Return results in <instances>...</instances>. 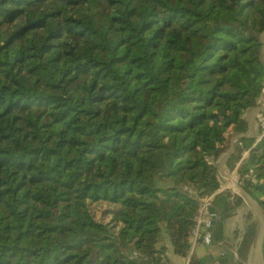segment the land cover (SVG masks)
I'll use <instances>...</instances> for the list:
<instances>
[{"label":"trees","instance_id":"obj_1","mask_svg":"<svg viewBox=\"0 0 264 264\" xmlns=\"http://www.w3.org/2000/svg\"><path fill=\"white\" fill-rule=\"evenodd\" d=\"M263 35L264 0H0V264H160L164 233L230 264L190 231L205 195L237 214L218 163L263 97ZM239 143L264 209V137Z\"/></svg>","mask_w":264,"mask_h":264},{"label":"crops","instance_id":"obj_2","mask_svg":"<svg viewBox=\"0 0 264 264\" xmlns=\"http://www.w3.org/2000/svg\"><path fill=\"white\" fill-rule=\"evenodd\" d=\"M258 110L264 111V109L254 108V109L248 111V113L244 117V120L246 121V123L248 125L247 137L249 139H258L259 140L262 137H264V135L260 136V133L263 130H262V126L259 122V116L262 115V113L264 114V112L259 113ZM239 136L240 135H238L236 137H239ZM239 147H240L239 140L235 139L233 141V139H232V140H230L228 150L221 155V159L219 160V163H218L219 165H220V162L224 158L229 156L228 160L226 161L225 168H224V172L226 174H229V172H231L227 168L228 162L231 160V158L233 156L239 157L240 152L244 150V149H239ZM239 164H240V162L237 164L236 168L238 167ZM223 181L224 180L222 179V186H224L226 180L224 182ZM221 192H223V191L221 190L220 193ZM227 192H229V191H227ZM236 193L235 194L239 198V204L236 206L237 207V214H235L233 216L228 215L229 217L226 218L222 242H219V243L214 242V244L211 248H204V247L196 248L195 251L192 252V254L195 255L198 259H205L209 255L213 256V258L217 259L220 256L224 257V255H225L228 258L230 264H264V259H263L264 250L259 257L258 255H256L257 247L253 248V245L255 243V238H254V241L252 240L253 243L250 242L247 246L240 248V244L242 243L243 236L246 233L244 221L249 216L253 217L254 220H256L255 216L251 213V208H250L251 202L255 201L254 203L258 207H259L258 204L261 205V203L257 198L254 199L253 197L248 195L244 190H243V194H241V195L238 192H236ZM243 199L248 200L249 202H248V209H247L248 211L245 213V216L243 217V219H241L240 214L243 210L242 209L243 208L242 205L244 203ZM229 204H231V206H233V202L231 201V199L229 201ZM223 218H224V216H223ZM249 232L253 236V234H252L253 231L250 230ZM259 233L260 232H258V234ZM258 234L256 235V240L259 238ZM161 248H165L164 255L167 258L168 264H188L190 261L189 258L183 259V258H179V257L175 256L167 233H164V241L162 243H160L159 245H157L155 250L159 251ZM150 264H153V263H150Z\"/></svg>","mask_w":264,"mask_h":264},{"label":"built area","instance_id":"obj_3","mask_svg":"<svg viewBox=\"0 0 264 264\" xmlns=\"http://www.w3.org/2000/svg\"><path fill=\"white\" fill-rule=\"evenodd\" d=\"M261 43L264 46V35L261 37ZM262 58H263V62H264V52H262ZM257 108H261L264 109V91H263V97L262 99L258 102L257 104ZM259 122L262 125V127L264 128V116L260 115L259 116ZM263 138V137H262ZM261 138V139H262ZM239 149H242V145L240 144ZM249 152H245L243 150V156H242V161L246 159V157L248 156ZM242 161L240 162V164L238 165V167L236 168L237 171L242 163ZM236 169L234 171H236ZM229 172V173H233L234 179H235V183L240 184L244 181V179H241L240 176L238 175L237 171L236 172ZM222 191H229L231 192V201L233 202V205L235 203L239 202V198L238 196L231 191V187H229L228 182L224 184V186H222ZM214 195H205L203 197L200 198V209L198 211V213L196 214V216L192 219L193 220V229L190 231V240H189V245L191 248V254L193 251H195L196 248L199 247H204V248H211L214 244V231L212 229L211 226V222L212 220L218 221V217L216 215H210V203L213 199ZM235 199V200H234ZM156 257L160 259V264H168L167 263V258L164 254H160L159 251H156ZM214 264H219L218 262L214 263Z\"/></svg>","mask_w":264,"mask_h":264},{"label":"water","instance_id":"obj_4","mask_svg":"<svg viewBox=\"0 0 264 264\" xmlns=\"http://www.w3.org/2000/svg\"><path fill=\"white\" fill-rule=\"evenodd\" d=\"M263 45V44H262ZM262 52H264V46H263V49H262ZM259 111V113H262V112H264V111H262V110H258ZM236 136H233L232 137V139H233V141L236 139H238V140H240L241 138H244V137H246V138H248L247 137V134L245 135V136H239V137H236ZM231 139V140H232ZM228 158H229V156L228 157H226V158H224L221 162H220V165L218 166V171H219V174H220V177H221V179H223L224 181H225V183L227 182V174L224 172V168H225V165H226V161L228 160ZM236 171H237V169H236ZM236 171H234V172H236ZM226 178V179H225ZM223 181V182H224ZM235 186H236V188H237V190L239 191L238 193H240V195L241 194H243V189L239 186V184H237V183H235ZM248 197V196H247ZM243 201H244V203H243V205H242V212H241V214H240V217H241V219H243V217L245 216V213L248 211L247 209H248V200H244L243 199ZM210 215H216L215 214V211L213 210V209H210ZM229 216H228V214H225L224 215V218L222 217L219 221H215V220H212V222H211V226H212V229H213V231H214V242H216V243H219V242H222V240H223V232H224V228H225V222H226V218H228ZM259 238H260V234H259ZM258 238V239H259ZM264 246V245H263ZM254 247H256L255 246V243H254V245H253V248ZM252 248V249H253Z\"/></svg>","mask_w":264,"mask_h":264},{"label":"bare ground","instance_id":"obj_5","mask_svg":"<svg viewBox=\"0 0 264 264\" xmlns=\"http://www.w3.org/2000/svg\"><path fill=\"white\" fill-rule=\"evenodd\" d=\"M227 176H228L227 182H228L229 187H231L234 193L239 192L235 186V179H234L233 173H229L227 174ZM250 208H251V213L255 216V219L258 222L257 228L259 229V232L261 235L259 238V243H258V248H257V250L260 252L259 254V257H260L262 253L261 249H263V245H264V238H263L264 214L254 202H251Z\"/></svg>","mask_w":264,"mask_h":264},{"label":"rangeland","instance_id":"obj_6","mask_svg":"<svg viewBox=\"0 0 264 264\" xmlns=\"http://www.w3.org/2000/svg\"><path fill=\"white\" fill-rule=\"evenodd\" d=\"M263 59V58H262ZM257 108V107H256ZM261 109V108H260ZM262 115L264 116V114L262 113ZM262 126V125H261ZM263 128V127H262ZM242 149H244L243 147H242ZM233 172V171H232ZM231 191H233L232 189H231ZM230 194H231V192H230ZM232 196V195H231ZM253 196V198L254 199H256V195H252ZM235 200V199H234ZM254 201V200H253ZM255 202V201H254ZM235 205L237 206L238 205V203H235ZM259 205V208L261 209V211L263 212V214H264V210H263V208L261 207V205L260 204H258ZM236 219V218H235ZM257 224H258V222L256 221V220H254V218L253 217H251V216H249L245 221H244V225H245V229H246V233H249L250 234V230H252L253 231V241H254V238H255V246L258 248V243H259V239H257L256 240V235L258 234V232H259V229L257 228ZM238 233V232H237ZM260 234V233H259ZM258 234V235H259ZM261 236V235H260ZM263 238H264V225H263ZM253 241H252V243H253ZM251 243V244H252ZM257 250V249H256ZM263 250H264V246H263V249H261V252H263ZM259 254H260V252L257 250V253H256V255H258L259 256Z\"/></svg>","mask_w":264,"mask_h":264}]
</instances>
